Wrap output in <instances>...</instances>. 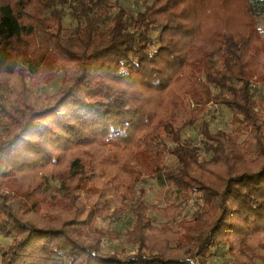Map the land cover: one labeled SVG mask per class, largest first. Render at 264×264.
Listing matches in <instances>:
<instances>
[{"label": "trees", "instance_id": "16d2710c", "mask_svg": "<svg viewBox=\"0 0 264 264\" xmlns=\"http://www.w3.org/2000/svg\"><path fill=\"white\" fill-rule=\"evenodd\" d=\"M135 2L0 0V264H264V0Z\"/></svg>", "mask_w": 264, "mask_h": 264}, {"label": "rangeland", "instance_id": "374dc122", "mask_svg": "<svg viewBox=\"0 0 264 264\" xmlns=\"http://www.w3.org/2000/svg\"><path fill=\"white\" fill-rule=\"evenodd\" d=\"M126 5L130 6L132 10H137L138 6L137 3L135 2L136 0H122ZM64 23L67 25H73L74 21L70 17V15L67 13L64 16L63 19ZM61 73L57 75L56 78H54L52 81H50L48 84H42L38 87V91L40 92H52L57 89L58 85L61 82ZM208 105L211 107V111L206 115V118L209 122V126L211 130H216L217 128H225V129H232V117L233 113L232 110L224 105H213L208 103ZM200 122L197 121L193 125H189L184 129V136L191 138L197 142H200ZM3 129V125L0 124V131ZM133 161V159H131ZM168 163L172 164L174 162V159L172 157L168 158ZM127 184V181L124 182ZM140 186L144 187L145 191V196L150 204H157V206H164L166 203L167 199H173L174 198L179 201L180 198V193L174 189V187L171 186H164L160 184V182L157 180V178L153 177H147L145 180H140L139 182ZM175 190V191H174ZM179 195H178V194ZM183 214L179 213L178 216L181 217ZM153 215L156 217L157 221L162 220L164 215L154 209L153 210ZM123 219L124 216H121L119 219L113 218L110 219L109 217L101 216L99 217L98 223L103 225L104 227L107 228H118L123 224ZM9 241V238L4 237L0 235V245H6L7 242ZM118 244L117 241L111 240L109 244H106L105 249L109 248L112 244ZM120 245H125V249L131 250L133 248L132 245L128 244L123 238H121ZM214 261L218 264H229L231 262V257L228 252H225L224 254H218L213 257ZM260 264H263L261 261H258Z\"/></svg>", "mask_w": 264, "mask_h": 264}]
</instances>
